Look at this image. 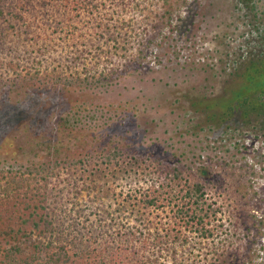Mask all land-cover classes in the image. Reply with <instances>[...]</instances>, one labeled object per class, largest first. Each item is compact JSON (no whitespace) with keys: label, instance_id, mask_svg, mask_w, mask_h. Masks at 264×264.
Instances as JSON below:
<instances>
[{"label":"rangeland","instance_id":"obj_1","mask_svg":"<svg viewBox=\"0 0 264 264\" xmlns=\"http://www.w3.org/2000/svg\"><path fill=\"white\" fill-rule=\"evenodd\" d=\"M236 2L94 0L87 11L73 0H42L20 6L13 26L0 18V102L29 112L19 130L0 124V203L17 234L0 233V264H9L13 245L29 254L27 244L40 236L97 246L89 264L99 252L104 264H115L111 254L131 245L139 252L129 251L126 264H264V133L193 135L183 113L187 91H218L224 82L203 67L228 50ZM257 3L264 11V0ZM62 6L70 18L57 26ZM42 26L44 52L31 41ZM115 150L123 157L105 164L102 154ZM87 154L98 156L71 165ZM132 157L177 166L203 184L216 211L208 219L214 236L187 228L188 240L174 242L183 193L175 190L171 203L163 193L161 206L138 203L139 189L157 183L159 173L138 170ZM130 229L136 238L119 233Z\"/></svg>","mask_w":264,"mask_h":264},{"label":"trees","instance_id":"obj_2","mask_svg":"<svg viewBox=\"0 0 264 264\" xmlns=\"http://www.w3.org/2000/svg\"><path fill=\"white\" fill-rule=\"evenodd\" d=\"M41 1L0 0V18H4L2 22L5 25L8 24L9 27L13 26L10 23L12 19L20 17L17 14L20 6L32 5L34 7L35 3L42 4ZM73 1L79 7L83 6L80 9L87 10L85 7H89V5L96 6L95 3L93 4L94 0ZM236 4L233 15L235 21H231L234 23L233 30H225L224 40L226 42H224V45L228 50H226L225 55L219 58L217 63L210 64L206 62L203 67L215 78L219 76L225 77L221 88L218 91L202 92L200 90L196 93L194 91H187L186 93L189 105L184 109L183 113L186 117V124L189 126L188 133L193 135L223 130V132L230 134V138H241L246 134L247 130L248 133L256 135L264 133V11L258 8L257 0H237ZM63 8L64 14H58L60 21L57 22V26L61 24L65 25V21L67 20L68 22L70 18V11L66 10L65 7ZM67 17L69 18L67 19ZM47 31L48 29L42 26L39 28V31L33 32L35 41L31 39L32 43L34 42L33 45L38 46L42 52H44L45 47L48 45L44 43L49 38ZM4 32L5 27L0 31V37H3ZM0 39V45H3L4 37ZM73 43L76 48L80 47L77 46L76 42ZM229 50H231L230 53ZM233 55L235 57L232 58L231 56ZM217 64H220V69L216 68ZM23 107L7 101L0 102L1 126L7 125L11 129H21L24 126L23 124H25L23 122L24 118H22L23 114L29 116V112H25ZM242 139H237L236 143H240ZM122 153L120 150H115L112 153L102 154L103 162L111 164L113 160L123 157ZM96 156L98 155L87 154L83 158L72 162L71 165L79 163L85 166L91 163ZM132 159H134L132 163L138 167V170L144 165L147 166V169L155 167L157 173H159L157 183H151L147 188L139 189L138 192L136 190L141 196L138 203L142 202L145 207L161 206L158 202L161 196L164 195L163 193L168 195L170 203L173 202V194L177 193L175 190L178 193H183L181 197L183 202L178 204L175 210V230L170 231L174 242L185 243L188 240L182 230L187 228L189 231L197 232L201 238L214 236V229L210 227L212 220L209 222L208 219L215 217L216 211L212 209V204L208 202V198L206 197L207 190L203 184L199 182L191 183L189 179L184 177L181 168L177 166L169 168V166L161 165L159 167L154 162L148 165L145 160L140 158L132 157ZM56 163L59 162L56 161ZM5 219L10 224H6V228H0V233L3 234L4 231L8 230L10 232L7 235L12 234L11 237L17 235L13 234L15 230L12 228V215H8L5 206L0 203L1 224H4ZM37 225L39 226V224ZM119 233L126 239L129 235L137 237L134 230L131 231V229ZM40 237L32 241L31 244H27L31 250L29 254H22V243L9 248L8 251H11V254H6L9 264H78L77 260L81 257L86 259L85 264H89V254H92L94 250H98L97 246L82 248L80 247V243L76 242V239L72 240L66 236H62L56 242L54 239L46 242L45 240H41ZM126 239L121 240V242H127ZM142 244L143 249L149 247L147 242H143ZM133 248H135L133 245L119 248L120 251L116 250L114 254H111V260H114L115 264H126L128 252ZM135 250L137 254L139 250L136 248ZM97 256L100 257V260L95 262V264H104L108 261L103 252H99ZM130 263L132 264L133 261H130Z\"/></svg>","mask_w":264,"mask_h":264}]
</instances>
